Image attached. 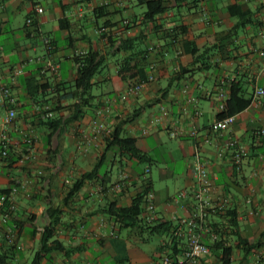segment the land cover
Returning a JSON list of instances; mask_svg holds the SVG:
<instances>
[{
    "label": "crops",
    "instance_id": "1",
    "mask_svg": "<svg viewBox=\"0 0 264 264\" xmlns=\"http://www.w3.org/2000/svg\"><path fill=\"white\" fill-rule=\"evenodd\" d=\"M167 1L153 29L143 24L139 0H0V82L17 98L7 125L0 104V136L12 142L9 158L0 162V190L17 187L9 200L14 210L5 217L0 209V264H31L37 252L43 256L39 264L160 261L164 238L140 243L133 232H118L107 204L128 206L146 180L158 219L185 231L182 220L199 213L197 160L211 179L205 193L210 204L226 202L224 213L207 209L200 219L210 252L198 264H221L210 232L222 233L229 246L234 228L255 247L246 254L233 246L230 264H264V136L257 135L264 128V95L255 96L264 88V0ZM178 26L186 31L169 42L165 28ZM126 39L133 40V49H123ZM188 41L203 54L196 64ZM140 49H148L145 61L135 52ZM88 51L99 53L102 68L82 93L75 86V57ZM128 56L148 67L137 94L114 90L110 79ZM233 80L243 84L251 102L230 127L213 132L210 124L219 119ZM44 105L53 109L52 120H60L57 128L47 125L38 109ZM102 108L105 125L134 138L152 164L119 158L113 149L104 151L105 140L91 139V121ZM122 171L128 177L117 186ZM179 192L186 195L177 198ZM54 220V239L65 250L45 253L36 229Z\"/></svg>",
    "mask_w": 264,
    "mask_h": 264
},
{
    "label": "trees",
    "instance_id": "2",
    "mask_svg": "<svg viewBox=\"0 0 264 264\" xmlns=\"http://www.w3.org/2000/svg\"><path fill=\"white\" fill-rule=\"evenodd\" d=\"M174 1L178 2L180 0ZM139 2L145 7L142 16L143 24L151 25L153 29H156L158 27L156 23V16L167 10L168 1L139 0ZM102 8L103 7H98L96 10L100 11ZM165 30L167 31L165 38L169 39V42L177 41V38L183 35L186 31L184 26L173 27L171 29L165 28ZM132 42V39H126L122 42L121 46L124 50L133 49ZM188 46L189 49L186 48V50L193 56V64L198 63L203 54L192 41H188ZM149 49L152 50L153 48L149 47ZM135 52H137V54L141 56L142 60L145 61V58L148 55V49H140ZM75 63L77 64L75 86L77 89H80L82 93H86L92 85V79L99 72L100 68H102V57L98 52L88 51L86 54L76 56ZM147 69L148 67L144 64L139 65L137 62L132 63L129 56L123 57L118 62L117 72L110 78L113 89L116 90L122 87L125 88L129 84L144 81ZM244 92L245 89L243 84L239 80H233L229 86L228 98L223 102L224 108L220 111L217 118H223L228 115L236 114L246 108L251 102V97L246 96ZM51 110L53 109L51 108ZM48 120L47 125L51 128L55 129L59 126L60 120H52V118H49ZM104 140L105 152L113 149L116 151V154L119 155V158L136 160L143 164H152V158L149 154L143 152L137 147L136 140L131 137H125L118 129H114L111 132V135L106 137ZM10 151L11 146L7 158L1 160V162L6 161L9 158ZM93 173L94 172L82 175L75 183L73 190H77L81 185L82 180L89 178ZM125 180H127V178ZM150 190L151 187L149 182L143 180L141 188L131 199L128 206H120L116 202H111L107 204L106 213L113 219L118 232L121 230L131 231L140 243H149L154 237H163L165 245L161 247L165 248V255L173 256L179 250L178 246L180 244V240L174 235V232L179 225H175L169 220H160L157 216L151 222H148L144 218V197ZM0 191L4 193L10 192L9 190ZM229 221L232 223L231 226L236 225L235 216H231ZM36 231L41 234L40 251L47 253L52 250H65L63 245L57 239H54L56 235V220L51 221L46 226L38 227ZM217 233H219V231H217ZM231 235L234 237V241L229 246L225 245V243L228 244L229 241L224 238L222 233H219V238L212 243V247L220 249V255L218 257L221 264H230L233 246L241 248L246 254L253 247H255L242 238L237 228H234L233 231H231ZM42 258L43 256L41 255V252H37L31 264H39V261ZM117 264H124V262L120 261Z\"/></svg>",
    "mask_w": 264,
    "mask_h": 264
},
{
    "label": "built area",
    "instance_id": "3",
    "mask_svg": "<svg viewBox=\"0 0 264 264\" xmlns=\"http://www.w3.org/2000/svg\"><path fill=\"white\" fill-rule=\"evenodd\" d=\"M36 11L38 13L43 12V8L37 7ZM28 24H32V18H28L26 20ZM47 44V41H46ZM47 49L50 50V44H47ZM143 82H137L129 84L125 87V90L129 94H137L143 87ZM264 95V88H259L255 92L256 97H260ZM220 98L223 100V94L220 93ZM224 101H222L219 105V110L221 111L224 108ZM0 104L5 105L7 113L6 116L3 118V124H9L16 115V105H17V98L12 92V89L9 85L0 82ZM42 116L44 118H52L53 117V110L49 105H44L39 107ZM107 109L102 108L98 109L95 112V116L91 121V134L92 140H104L106 137L111 135V129L108 128L104 123L103 114L106 112ZM235 114L228 115L223 118L216 119L210 124V130L213 132H220L226 130L230 127L235 121ZM174 136V133L171 134ZM257 135L264 136V128H261L257 131ZM31 138H26L27 143H31ZM234 145V143H231ZM10 146H12V142L1 134L0 136V162L1 160L7 158L10 150ZM241 153H236L234 155V162L236 167L240 165V158ZM193 176L197 182V190L194 192V197L197 202V210L199 211L198 214H194V216L182 220L185 227V231H183L180 227H178L174 235L177 236V239L180 240L179 250L173 256L164 255L160 261H154L150 264H198L201 258L210 252V246L206 244L202 240L201 230L203 229V225L200 222V219L205 214V210L211 209L217 213H224L226 211V202H218L217 204L213 205L210 204L208 197L206 196V192L212 185L211 179L208 176V172L204 166V164L197 160L193 169ZM128 177L125 171L120 172L119 174V181L117 186L121 185L122 182ZM17 191V187H13L9 193H4L0 191V209L5 211V217H8L9 212L14 210V204L10 202V198L13 197V194ZM186 195L185 192H179L177 198H182ZM154 193L152 190L148 191L144 197V205H143V216L148 221L151 222L156 218V210H155V202H154ZM1 233V231H0ZM210 236L212 242L219 238V233L210 232ZM14 239V235L12 233L7 234L8 242L12 243ZM185 239L182 243L181 240Z\"/></svg>",
    "mask_w": 264,
    "mask_h": 264
}]
</instances>
